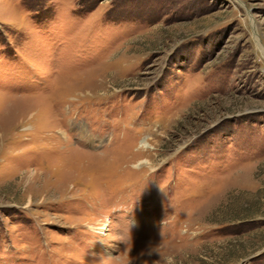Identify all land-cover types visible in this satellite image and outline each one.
I'll use <instances>...</instances> for the list:
<instances>
[{
    "label": "rangeland",
    "instance_id": "rangeland-1",
    "mask_svg": "<svg viewBox=\"0 0 264 264\" xmlns=\"http://www.w3.org/2000/svg\"><path fill=\"white\" fill-rule=\"evenodd\" d=\"M0 264H264V0H0Z\"/></svg>",
    "mask_w": 264,
    "mask_h": 264
}]
</instances>
